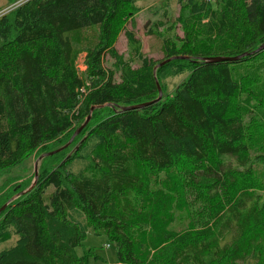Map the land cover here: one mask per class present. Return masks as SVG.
<instances>
[{
	"label": "trees",
	"instance_id": "1",
	"mask_svg": "<svg viewBox=\"0 0 264 264\" xmlns=\"http://www.w3.org/2000/svg\"><path fill=\"white\" fill-rule=\"evenodd\" d=\"M138 1L30 0L0 18V172L63 147L90 115L0 213V244L16 238L0 264H88L89 233L115 246L113 264H264V0H179L183 37L154 61L126 31L125 60L113 45ZM90 29L80 75L72 40ZM157 82L159 102L122 110L156 100Z\"/></svg>",
	"mask_w": 264,
	"mask_h": 264
},
{
	"label": "rangeland",
	"instance_id": "2",
	"mask_svg": "<svg viewBox=\"0 0 264 264\" xmlns=\"http://www.w3.org/2000/svg\"><path fill=\"white\" fill-rule=\"evenodd\" d=\"M12 0H0V9H3L11 3ZM138 8L135 14L127 20L124 29L118 34L114 49L124 57L125 60L130 59L129 47L126 31H130L135 35V38L140 42V48L143 55L154 61H159L164 58L163 39L169 38L176 42L183 37V32L177 18L181 12V4L179 0H142L136 4ZM98 40V30L90 29L75 33L73 36V44L75 46L74 67L78 74H82L85 67V48L93 47ZM112 61L107 57L104 60L105 68H111ZM137 67V63H133V68ZM252 73L258 79L264 77V65L257 64ZM187 74L176 76L169 79L167 84V92L173 93L174 88L185 81ZM255 77V78H256ZM163 97V95H162ZM250 103V101H249ZM252 114H257L256 108L252 103ZM264 112L263 110H261ZM261 115L264 120V113ZM247 121L250 118L246 117ZM263 136V134H262ZM42 155V154H41ZM38 153L26 158L19 165L11 167L5 171L0 172V196L9 194L11 191L27 190L34 182L35 172L34 167L36 161L41 156ZM41 161L37 165V172L40 171ZM255 170L260 174V181H262L264 193V166H255ZM24 188H27L24 190ZM20 193V192H18ZM185 227V225H184ZM16 241L13 238L9 242L0 244V251L12 246ZM91 250L88 256V264H113L116 262V248L109 244L104 236H94L89 233L78 248V254L82 255L84 251Z\"/></svg>",
	"mask_w": 264,
	"mask_h": 264
},
{
	"label": "water",
	"instance_id": "3",
	"mask_svg": "<svg viewBox=\"0 0 264 264\" xmlns=\"http://www.w3.org/2000/svg\"><path fill=\"white\" fill-rule=\"evenodd\" d=\"M264 50V44L261 45L255 52H253L252 54H255V53H258L260 51ZM244 56H247V54L243 55V56H240V57H237V58H211V59H206L207 62H218V61H236V60H239L241 59L242 57ZM173 59H177V58H172V59H168V60H165L163 62H161L160 64H158L157 67H161L163 65H165L166 63L170 62L171 60ZM156 67V68H157ZM155 68V69H156ZM157 86H158V98L152 102H149V103H145V104H141V105H137V106H132V107H127V108H123L122 110L123 111H126V110H132V109H142L144 107H147L151 104H155L157 102H159L161 99H162V91H161V88L157 82ZM94 109H96L95 107L94 108H91L90 112H92ZM90 119V115L86 118L85 122L83 123V125L78 128V130H76V132L73 134V136L71 137V139L69 140V142L67 144H65L63 147L53 151V152H49V153H45V154H42L38 160L36 161V164H35V167H34V172H35V179H34V182L32 183V185L25 191L19 193L18 195L14 196L12 199L9 200V202H7L4 206H2L0 208V213L6 208V206L13 200H15L16 198H18L19 196L23 195L24 193L26 192H29L33 189V187L35 186L36 184V181H37V178H38V172H37V165L38 163L45 157H49V156H52L54 154H57L59 152H61L62 150H64L65 148H67L71 142L73 141V139L81 132V130L86 126V124L88 123Z\"/></svg>",
	"mask_w": 264,
	"mask_h": 264
},
{
	"label": "built area",
	"instance_id": "4",
	"mask_svg": "<svg viewBox=\"0 0 264 264\" xmlns=\"http://www.w3.org/2000/svg\"><path fill=\"white\" fill-rule=\"evenodd\" d=\"M30 0H16L13 3H9V5L3 9H0V18L8 15L10 12L18 8L19 6L27 3Z\"/></svg>",
	"mask_w": 264,
	"mask_h": 264
}]
</instances>
